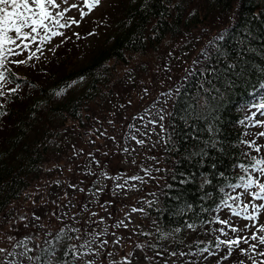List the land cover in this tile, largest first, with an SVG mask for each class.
I'll use <instances>...</instances> for the list:
<instances>
[{
	"label": "trees",
	"instance_id": "trees-1",
	"mask_svg": "<svg viewBox=\"0 0 264 264\" xmlns=\"http://www.w3.org/2000/svg\"><path fill=\"white\" fill-rule=\"evenodd\" d=\"M111 2L98 28L91 24L94 29L87 31L82 26L77 34L58 41L49 55L28 59L31 51H21L5 61L10 71L0 88L4 93L0 96V221L13 225L1 219L32 187L49 191L50 202L39 205L40 213L49 212L46 205H61L63 189L81 188L80 183L72 184L79 165L89 160L88 140L93 136L119 157H124L130 143L150 136V150L147 142L142 143L144 160L150 162L139 165L155 172L156 178L144 217L163 228L191 232L188 241L168 245L171 254L181 257L183 264H252L253 260L260 264L264 256L241 254L239 249L221 259L227 249L215 247L219 232L214 215L225 194L233 192L227 185L246 175L239 165L261 155L254 150L247 154L243 141L249 108L245 105L264 81V0ZM223 16L231 20L212 38V48L206 45L190 64L179 65L177 56L185 50L191 58L192 45L186 49L184 45L194 44L198 23ZM220 35L224 39H217ZM85 36L91 39L84 40ZM23 59L26 64L12 62ZM157 69L164 80L156 77ZM81 80L83 84L74 87ZM145 97L149 100L139 106ZM153 122H159V144L151 137ZM37 216L31 225L35 231ZM50 242L38 250L41 264L52 257L53 264L74 262L65 255L69 247ZM249 243L257 244L256 252H264L259 242ZM11 244L3 251L11 253L9 257L17 254L13 250L17 243ZM204 247L215 255L202 252Z\"/></svg>",
	"mask_w": 264,
	"mask_h": 264
},
{
	"label": "rangeland",
	"instance_id": "rangeland-1",
	"mask_svg": "<svg viewBox=\"0 0 264 264\" xmlns=\"http://www.w3.org/2000/svg\"><path fill=\"white\" fill-rule=\"evenodd\" d=\"M111 1L99 0V3L92 4V0H57L60 7L58 9L50 7V11H63L67 8L68 11L64 12L63 17L60 18V23L67 26L53 25V30L61 33V35L52 36L43 43L38 38L24 52L31 51L40 55H49L50 49L58 41H63L66 35H72L74 32L77 34L82 26H85L87 31L94 29L90 26L91 24L98 28L100 21L106 16V12L110 10L109 2ZM112 4L113 2H111ZM71 5H76V7L73 8ZM90 5L92 6L90 7ZM229 17L223 16L218 20L215 19L214 22L207 21L205 24L198 23L192 37L194 44L189 42L184 45V49L192 45L191 58H188L185 50L181 56H177V59L180 60L179 65L184 67L190 64L194 54L206 45L212 48L213 45H209V42L221 28L230 22ZM49 36H51L50 33ZM85 38L87 39L84 40L91 39L86 36ZM16 51L20 50L16 49ZM161 72L159 69L156 71V77L159 81L164 80ZM82 84V80L75 82L74 87H79ZM148 100L147 97L143 98L139 106ZM255 111L254 108H248L246 117L251 116L252 112ZM255 119H264V116L257 113L253 117V120ZM158 124L159 122L150 124L153 143H157L159 137L157 136L159 128L156 126ZM244 132L246 133L245 141H255L257 145L264 146V137L256 135L258 132H264V127L255 126L252 121L245 118ZM88 141L91 151H87L90 155H87L86 158L90 161L85 162L84 160L79 165V174H83V176L80 177L78 174L72 184L80 183L82 186L81 188L74 186L71 190L63 189L59 195L60 206L54 208L52 205H46L49 212L40 213L39 205L50 202L48 200L49 191L44 186L42 188L32 187L26 191V197L20 198L5 212L1 220L12 222L13 225L4 224V221H0V249L8 251L12 248L11 243L15 242L17 244L13 250L17 254L9 257V252H0V264H41L38 250L42 246H50L52 244L50 241H53L55 245H65L71 249L68 256L73 259L72 264H183L181 257L176 259L175 255L171 254L168 245L188 241L191 232L185 229L176 232L177 228H163L144 217V209L148 207L153 198L151 186H153L152 182L156 178L155 172L145 170L144 164L139 165L140 161L143 163L150 162L149 158L144 160L146 157L145 147L141 143L132 142L126 146L124 157H119L108 152L105 149L106 146L99 142L98 136H93V140ZM144 141L148 143L146 150H150L153 147V144L150 143V136H147ZM245 146L247 154L254 150L257 156L258 152L255 151L254 147H250L248 143H245ZM259 154L261 155L256 158H264V149ZM90 168L94 171H89ZM61 174L67 176L65 171H62ZM258 175L255 173L254 176ZM134 176L142 179H130ZM261 179L264 180V177ZM118 185H123V187H118ZM237 191L243 190L237 189ZM232 194L235 193L232 192ZM246 199H250V197ZM253 202L264 203V201ZM133 208L143 209V211L133 212ZM111 209L113 210L110 211ZM54 210L56 212L51 214ZM36 215H38L36 220L39 222L37 231L31 227ZM217 216L221 219L230 218L233 226L244 229L240 233L244 237L250 236L260 225H264V212L258 215V220L255 222L232 216L230 210L226 208L216 211L214 218ZM121 221L123 224L117 227ZM245 224H255V226L245 228ZM216 225L217 229L221 227L218 223ZM28 228H31L32 231H29ZM61 230H63L62 235ZM218 236L221 239H227L229 237L234 238L235 234L229 231V237L220 233ZM44 240L46 241L43 242ZM22 241L26 242L21 243ZM104 241L107 243L105 244ZM249 242L258 241L250 240ZM143 252H147L146 259L143 258ZM152 255L157 256V259H154ZM204 256L205 258L209 257L205 254ZM52 259L44 264H53ZM204 263L210 264V261H204Z\"/></svg>",
	"mask_w": 264,
	"mask_h": 264
},
{
	"label": "snow or ice",
	"instance_id": "snow-or-ice-1",
	"mask_svg": "<svg viewBox=\"0 0 264 264\" xmlns=\"http://www.w3.org/2000/svg\"><path fill=\"white\" fill-rule=\"evenodd\" d=\"M99 3V0H92V4ZM92 5H90L91 7ZM50 7L53 9H58L60 6L57 3V0H0V88L4 87L6 80V72L10 70L5 67V61L9 56H19L21 51L27 50L30 44H33L39 38L40 42L43 43L49 40L52 36L61 35V33L53 30V25H58L59 27H66V24L60 23V18L63 17L64 12L68 11L65 8L63 11H50ZM71 7H76V5H71ZM84 15V13H81ZM75 23V21H73ZM49 33L51 36H49ZM217 39H224L223 35L217 37ZM212 44V41L209 42V45ZM19 49L20 51H16ZM39 50V49H37ZM203 51V50H202ZM207 53H205L206 55ZM36 56V52H31L28 56V59ZM16 64H26L27 60H14L12 61ZM197 61H193L195 64ZM261 72H264V69H261ZM194 74V73H190ZM19 87V85H17ZM12 92H15L16 89H11ZM64 89H61L60 92H57V95L62 94ZM257 93L259 95H257ZM4 93L0 91V96H3ZM253 101L249 102L246 107L254 108L256 111L252 112L251 116L246 117L248 120L252 121L255 126L264 127V119H255L253 117L259 113L261 116H264V81H261L258 84V87L253 89L252 92ZM258 101V102H257ZM163 119V117H161ZM243 124L244 121H241ZM256 135L264 137V132H258ZM134 138V137H133ZM138 143H143V141H138ZM243 143H248L250 147H254L256 152H260L264 149V146L257 145L255 141H243ZM239 167L246 175H241L238 178V183H230L227 185L228 188H231L233 194H225V198L221 200L220 204L217 206L216 211H220L224 208L230 210L232 216L239 217L247 221H257L258 215L261 212H264V203H254L253 201H264V180L261 177H264V158L252 157L248 165L240 164ZM253 173H258V176H254ZM221 175H223L221 173ZM132 180H140L141 177L134 176L130 177ZM186 181H181L184 183ZM205 179V183H209ZM203 186V185H202ZM118 187H123V185H118ZM171 187V186H169ZM237 189H242L243 191H237ZM221 192H224V189H220ZM250 199H246L249 198ZM151 203V202H149ZM191 207V205H189ZM251 209V212H249ZM133 212L143 211V209H132ZM183 211V210H181ZM95 215V213H93ZM215 222L221 225L216 231L225 237H229V231L235 234V237H229L227 239H221L220 236L216 237L215 247L220 249L221 246H224L227 249V254L222 256V260H227L231 257L235 250L239 249L241 254H247L248 252H253L256 255L264 256V252H256L257 244L249 243L250 240L258 241L260 245H264V225H260L255 232H252L250 236L244 237L240 233L244 229L237 228L233 226L231 219H221L219 216L215 217ZM123 224V221L120 222L117 227ZM255 224L249 225L245 224V228L254 227ZM188 228H194L195 225L188 224ZM228 229V231H226ZM179 232L180 229L175 230ZM63 230H61V235ZM59 239V236H57ZM22 241L21 243H25ZM106 244L107 241H104ZM241 244L248 245L247 248L240 247ZM4 249H0V252H3ZM202 252H209L207 247L201 249ZM75 255V252H73ZM11 255V253L9 254ZM65 255H68V252H65ZM175 255V253H173ZM183 255V253H181ZM209 255H215L213 252H209ZM39 259V257H37ZM219 264V262H218ZM240 264H244V261H240ZM252 264H257L256 260L252 261ZM264 264V261L260 262Z\"/></svg>",
	"mask_w": 264,
	"mask_h": 264
}]
</instances>
